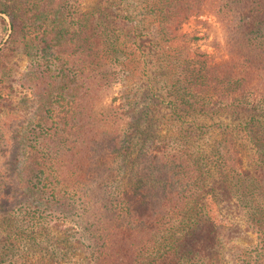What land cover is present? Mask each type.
I'll return each instance as SVG.
<instances>
[{
  "label": "trees",
  "instance_id": "16d2710c",
  "mask_svg": "<svg viewBox=\"0 0 264 264\" xmlns=\"http://www.w3.org/2000/svg\"><path fill=\"white\" fill-rule=\"evenodd\" d=\"M212 2L232 56L219 65L181 56L182 47L172 57L165 45L206 0H143L134 16L108 6L86 12L81 0L1 2L10 26L0 105L13 58L34 60L23 76L36 110L23 132L19 187L37 201L34 219L78 227L92 264H222L226 234L205 212L208 198L233 202L257 235L242 264H264V0ZM127 80L145 87L144 105L132 89L99 111L102 92ZM228 114L230 125L215 122ZM163 126L177 133L160 136ZM117 159L130 180L123 191ZM18 241L0 240V264H32L15 256Z\"/></svg>",
  "mask_w": 264,
  "mask_h": 264
},
{
  "label": "rangeland",
  "instance_id": "374dc122",
  "mask_svg": "<svg viewBox=\"0 0 264 264\" xmlns=\"http://www.w3.org/2000/svg\"><path fill=\"white\" fill-rule=\"evenodd\" d=\"M0 0V7L1 2ZM84 11L95 12L100 7H110L112 11H123L129 9L132 16L139 14L143 0H81ZM213 0H206L202 11L198 15L191 16L186 20L175 38L165 44L172 49L169 55L174 57V49L182 47L181 56L193 59L195 56L203 55L211 65H219L232 57L227 47V37L222 22L214 12ZM134 17H132L133 19ZM10 19L7 15L0 13V48L6 42L9 32ZM186 35L187 37H184ZM186 57V58H187ZM34 60L25 53L16 55L12 62V75L7 81V92L5 100L0 105V240L7 234L19 235L22 245L16 243V257H24L32 264L41 257V264H92L87 258V253L82 244L77 240V226L73 223H62L44 214L41 218L33 217L35 211V198H29L23 193L18 184L17 175L21 168L23 159V146L25 126L31 121L36 110V103L31 89L23 76L27 74ZM152 71V70H150ZM176 68L172 70L173 77ZM130 80L116 84L112 88L102 92L97 109L102 111L110 105L120 106L126 99L127 91L135 89L139 106H143L145 87H136ZM165 91L158 85L153 95L157 98ZM169 109H162L167 113ZM211 116V115H210ZM232 114L216 117L217 124L230 125L235 117ZM238 120V118L236 117ZM207 127L213 125L212 121L205 123ZM212 131V132H211ZM205 136V140L211 142L217 138L218 130H211ZM177 130L163 126L159 132L160 136L176 134ZM242 144L244 141H240ZM251 153L250 147L242 149L244 168H247L249 160L247 156ZM114 167L118 168L115 186L120 191L130 187L128 172L120 165H125L122 159L112 161ZM111 165V164H110ZM123 193V192H121ZM205 212L211 216L215 224L224 227L225 239L219 245V253L222 264H242L240 255L243 251H249L258 244L257 235L248 228L245 217L240 214L233 202H220L208 198L205 200ZM75 224V223H74ZM15 236V235H14ZM34 255L27 257L31 250ZM23 250V251H22ZM54 251L52 255L50 252ZM26 252V253H25ZM63 252L69 257L63 259ZM26 256V257H25ZM40 258V259H41Z\"/></svg>",
  "mask_w": 264,
  "mask_h": 264
}]
</instances>
